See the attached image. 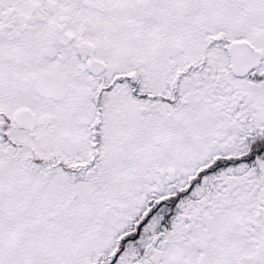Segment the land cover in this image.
<instances>
[{
    "label": "snow or ice",
    "instance_id": "6c2138e0",
    "mask_svg": "<svg viewBox=\"0 0 264 264\" xmlns=\"http://www.w3.org/2000/svg\"><path fill=\"white\" fill-rule=\"evenodd\" d=\"M0 264H264V0H0Z\"/></svg>",
    "mask_w": 264,
    "mask_h": 264
}]
</instances>
